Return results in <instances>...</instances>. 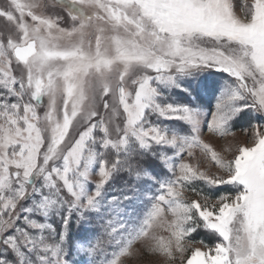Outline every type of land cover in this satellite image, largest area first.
<instances>
[{
	"label": "snow or ice",
	"instance_id": "obj_1",
	"mask_svg": "<svg viewBox=\"0 0 264 264\" xmlns=\"http://www.w3.org/2000/svg\"><path fill=\"white\" fill-rule=\"evenodd\" d=\"M0 264H264V0H2Z\"/></svg>",
	"mask_w": 264,
	"mask_h": 264
},
{
	"label": "rangeland",
	"instance_id": "obj_2",
	"mask_svg": "<svg viewBox=\"0 0 264 264\" xmlns=\"http://www.w3.org/2000/svg\"><path fill=\"white\" fill-rule=\"evenodd\" d=\"M240 2H241V0H235V3L237 4V11H239ZM0 3H2V0H0ZM218 78H219V74H212V75L207 77L209 84H211L212 81H214ZM199 99L200 100L198 102H196L197 105L200 106L205 113H207L209 111V109L211 108L212 103H213L211 92H209L208 94L202 95ZM247 126H248V116L244 115L234 125L235 135L233 137H227L223 140H218V141L213 140L214 144L216 145V147L218 149L223 148V147H231V146H235V145L246 144L247 138L244 134L243 129L246 128ZM205 138L208 139L207 136ZM225 188H226V186H222L220 191L221 192L224 191ZM195 239L203 240L207 244H214L216 242L215 238L212 235H210L204 231H199L198 233H196Z\"/></svg>",
	"mask_w": 264,
	"mask_h": 264
}]
</instances>
